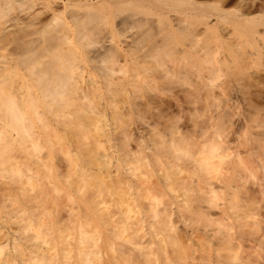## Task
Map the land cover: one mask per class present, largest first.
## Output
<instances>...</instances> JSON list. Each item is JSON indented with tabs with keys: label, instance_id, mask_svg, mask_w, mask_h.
<instances>
[{
	"label": "clouds",
	"instance_id": "obj_1",
	"mask_svg": "<svg viewBox=\"0 0 264 264\" xmlns=\"http://www.w3.org/2000/svg\"><path fill=\"white\" fill-rule=\"evenodd\" d=\"M203 7L151 0L167 27L149 20L133 51L105 63L72 47L44 85L0 84V264H264V122L232 140L242 114L222 101L247 60L231 36L197 31ZM177 90L180 119L149 103Z\"/></svg>",
	"mask_w": 264,
	"mask_h": 264
},
{
	"label": "bare ground",
	"instance_id": "obj_2",
	"mask_svg": "<svg viewBox=\"0 0 264 264\" xmlns=\"http://www.w3.org/2000/svg\"><path fill=\"white\" fill-rule=\"evenodd\" d=\"M197 2L204 6L199 13L197 31L203 34L212 30L225 39L231 36L232 42L241 46L240 55L247 60L248 70L239 74L222 101L230 108H239L242 114L233 121L235 135L232 140L236 141L248 135V126L254 118L264 122V60H248L249 56L256 55L253 48L260 51L258 45H264V0ZM150 4L151 0H122L116 6V0H87V11H84L85 0H49L51 10L44 15L34 0H10L7 8H0V38L3 39L0 84L12 82L25 90L44 85L54 75V67L64 62L66 50L72 47L79 48L86 60L92 54V59L105 63L111 60L109 53L116 48L133 51L142 44V33L149 20L161 29L167 27L166 22L156 21L151 15ZM37 13L41 14L37 16ZM170 21L173 28H179V17L172 16ZM37 23L42 26L37 28ZM66 25L71 27L66 29ZM96 52L100 53L99 57L95 56ZM171 95L176 99H170L168 94L158 95L150 97L149 103L159 109L161 115L180 119L177 100L184 105L185 111L189 109L179 90ZM9 110L16 114L14 100ZM38 118L43 120V117ZM208 147L211 153L217 150L214 145ZM241 155H244L243 150ZM247 193L248 199H260L259 187L249 184ZM260 240V236H245L244 247L258 248ZM10 247V241L0 240V260L7 256Z\"/></svg>",
	"mask_w": 264,
	"mask_h": 264
}]
</instances>
